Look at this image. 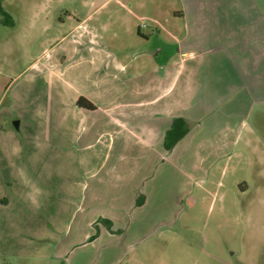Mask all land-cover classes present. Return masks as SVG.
Instances as JSON below:
<instances>
[{"label": "crops", "instance_id": "obj_1", "mask_svg": "<svg viewBox=\"0 0 264 264\" xmlns=\"http://www.w3.org/2000/svg\"><path fill=\"white\" fill-rule=\"evenodd\" d=\"M113 1V11L123 12L117 21L135 47L131 53L108 48L113 38L105 20L100 31L75 34L88 19H78L75 11L67 10L73 25L60 39L66 38L70 55L79 56L71 66L82 63L86 69L92 91L80 97L96 106L75 112L83 121L78 141L90 154L82 162L88 168L81 176L83 204L72 221L88 239L75 246L105 248L93 264L111 259L109 250L123 247L132 230L159 228L156 219L167 215L169 204L177 206L195 189L211 192L218 173L237 174L231 193L258 194L253 208L264 215V2L103 0L102 5ZM69 21L60 18V27ZM178 118L190 129L167 149L165 137ZM256 173L263 182L248 180ZM104 220L112 222L111 230ZM96 226L99 233L91 240Z\"/></svg>", "mask_w": 264, "mask_h": 264}, {"label": "rangeland", "instance_id": "obj_2", "mask_svg": "<svg viewBox=\"0 0 264 264\" xmlns=\"http://www.w3.org/2000/svg\"><path fill=\"white\" fill-rule=\"evenodd\" d=\"M43 1L45 11L40 0H0L15 19L13 26L0 24V264H93L104 246L87 244V233L72 227L83 204L81 176L88 168L82 162L90 154L78 141L83 121L75 114L76 94L92 88L82 63L71 66L79 56L67 52L66 38L60 41L73 25L67 10L88 17L75 34L100 31L105 20L113 38L108 48L131 53L135 47L119 26L123 12L113 11L115 1L97 0L92 8L93 0ZM60 18L69 22L60 27ZM236 175H214L211 192L195 189L177 206L169 204L167 215L156 219L159 228L132 230L99 263L264 264V215L253 208L258 194L234 196ZM257 176L247 178L263 182ZM83 239L84 247L75 246Z\"/></svg>", "mask_w": 264, "mask_h": 264}, {"label": "trees", "instance_id": "obj_3", "mask_svg": "<svg viewBox=\"0 0 264 264\" xmlns=\"http://www.w3.org/2000/svg\"><path fill=\"white\" fill-rule=\"evenodd\" d=\"M3 6L0 4V24L5 26H13L15 25L14 17L2 8ZM77 104L88 110H93L96 106L90 102L85 96H81L77 99ZM190 124L184 118H178L173 121V125L171 129L167 132L165 137V146L167 149L174 148L175 145L182 139L189 131ZM106 223V227L111 230L112 222L109 220H104ZM99 233V227L96 226V233L91 237V240L95 239Z\"/></svg>", "mask_w": 264, "mask_h": 264}]
</instances>
